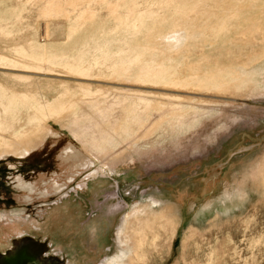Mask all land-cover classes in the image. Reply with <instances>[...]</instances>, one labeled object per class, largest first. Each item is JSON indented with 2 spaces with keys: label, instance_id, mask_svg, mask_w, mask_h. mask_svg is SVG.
<instances>
[{
  "label": "rangeland",
  "instance_id": "obj_1",
  "mask_svg": "<svg viewBox=\"0 0 264 264\" xmlns=\"http://www.w3.org/2000/svg\"><path fill=\"white\" fill-rule=\"evenodd\" d=\"M24 254L264 264V0H0V264Z\"/></svg>",
  "mask_w": 264,
  "mask_h": 264
},
{
  "label": "bare ground",
  "instance_id": "obj_2",
  "mask_svg": "<svg viewBox=\"0 0 264 264\" xmlns=\"http://www.w3.org/2000/svg\"><path fill=\"white\" fill-rule=\"evenodd\" d=\"M26 143V142H25ZM30 143V142H29ZM28 144V143H27ZM34 145V144H33ZM33 146H31V145H24V146H21V147H18L17 146V148L16 147H14V148H6V150L8 149V151L9 150H11V151H16V150H18V148H20V150L21 149H23V151L22 152H15L17 155H23L25 152H27V150H29V149H31ZM4 151V150H3ZM6 153H8V152H6ZM23 183V182H22ZM26 185V184H25ZM26 186H28V185H26ZM165 210V209H164ZM20 257V258H19ZM26 257V258H25ZM28 257H27V255H21V256H17V255H14V257H9V258H7L6 260L7 261H3L4 263L3 264H20V262H22V261H25L26 259H27ZM16 261V262H15ZM29 264V263H28ZM111 264H117V261H115V260H112V262H111Z\"/></svg>",
  "mask_w": 264,
  "mask_h": 264
},
{
  "label": "flooded vegetation",
  "instance_id": "obj_3",
  "mask_svg": "<svg viewBox=\"0 0 264 264\" xmlns=\"http://www.w3.org/2000/svg\"><path fill=\"white\" fill-rule=\"evenodd\" d=\"M24 255H26V254H24ZM20 258V257H19ZM26 258V257H25ZM5 261H7V260H5ZM30 264H33V263H30Z\"/></svg>",
  "mask_w": 264,
  "mask_h": 264
},
{
  "label": "water",
  "instance_id": "obj_4",
  "mask_svg": "<svg viewBox=\"0 0 264 264\" xmlns=\"http://www.w3.org/2000/svg\"><path fill=\"white\" fill-rule=\"evenodd\" d=\"M4 263V262H3Z\"/></svg>",
  "mask_w": 264,
  "mask_h": 264
}]
</instances>
